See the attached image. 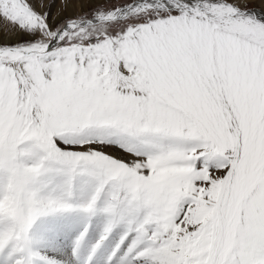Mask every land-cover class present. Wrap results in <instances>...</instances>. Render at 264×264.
Listing matches in <instances>:
<instances>
[{"label": "snow or ice", "instance_id": "1", "mask_svg": "<svg viewBox=\"0 0 264 264\" xmlns=\"http://www.w3.org/2000/svg\"><path fill=\"white\" fill-rule=\"evenodd\" d=\"M0 264H264V0H0Z\"/></svg>", "mask_w": 264, "mask_h": 264}]
</instances>
